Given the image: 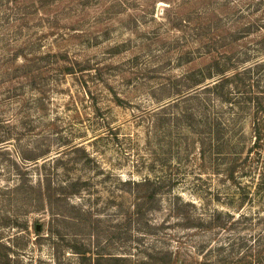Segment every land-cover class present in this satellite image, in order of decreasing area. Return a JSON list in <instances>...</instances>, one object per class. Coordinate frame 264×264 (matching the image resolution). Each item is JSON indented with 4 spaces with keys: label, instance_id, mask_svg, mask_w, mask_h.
I'll use <instances>...</instances> for the list:
<instances>
[{
    "label": "rangeland",
    "instance_id": "1",
    "mask_svg": "<svg viewBox=\"0 0 264 264\" xmlns=\"http://www.w3.org/2000/svg\"><path fill=\"white\" fill-rule=\"evenodd\" d=\"M0 264H264V0H0Z\"/></svg>",
    "mask_w": 264,
    "mask_h": 264
}]
</instances>
